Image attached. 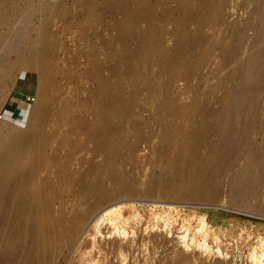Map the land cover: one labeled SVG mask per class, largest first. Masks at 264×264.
Masks as SVG:
<instances>
[{"label":"rangeland","instance_id":"374dc122","mask_svg":"<svg viewBox=\"0 0 264 264\" xmlns=\"http://www.w3.org/2000/svg\"><path fill=\"white\" fill-rule=\"evenodd\" d=\"M145 1L152 8L154 16L150 23L146 20L148 9ZM179 1L17 0L13 7H7L4 10L9 19L0 25V71L5 70L3 73L0 72V82L3 84V95L8 96L4 106L0 107V117L10 128L15 126V129L19 131L26 129L33 102L26 104L21 97L31 95L33 101L34 95L30 92L32 81L21 74L24 70L14 72L9 70L16 63L18 52L27 48L38 52L42 47L38 39L41 34H45L46 37L48 49L45 67H48L47 79L50 83L52 82L49 91L52 102L46 111H43V130L54 136L55 144H52L48 150L49 163L42 175L47 173L48 181L56 189L47 190V200L53 203L55 210H59L62 205L65 208L61 207L65 214L68 211L66 209L70 212L71 206L78 204L81 208L74 206V209L79 208L81 213H87L85 205H87L88 197L77 200V197L74 198L75 196L71 194L74 185L61 184L56 178V173L66 164L67 156H70L68 159H71L70 167L73 172L85 170L89 164L97 166V183L109 194L107 199L98 203L99 209L111 205H126L121 210V218H117L118 216L115 218V225L117 227L119 225L128 237L113 235V227L107 223L99 230L101 236L96 235L97 244L94 248L93 245L91 246L94 232L88 230L78 245H75L73 250H68V253H71L67 261L65 260L68 254L66 249L61 250V254H65L64 257H59L62 260L64 258L63 264H253L250 260L251 253L255 251L259 255L264 251V227L255 220L256 217H264V167L258 170L260 180L255 186V192L246 198L244 205L237 203V198L230 187L232 176L242 171L246 155H250L256 149L259 157L264 161V87L258 95L259 109L253 119V127L244 147V156L216 178L215 198L202 201L191 197L194 191L192 186L183 183V179L176 178L177 149L169 147L162 125L156 120L159 97L151 95L143 88L154 87L155 92L159 93V88L168 82L166 74H160L159 66L153 62L161 59L168 64L173 61L181 29L176 22L180 9L185 5L184 2ZM108 2L110 7L112 4L115 5V7L112 5L111 11L106 9L109 6L106 4ZM222 2L226 5L222 4L224 8L220 11H222L221 14H228L223 16L224 20L226 17L228 20L222 24L223 26H218L217 30L203 27L205 36L217 35L218 33L214 31H220L219 34H221L225 31L224 27L227 29L230 23L242 25L254 7L252 0H222ZM188 5L195 7L196 0H188ZM88 6L92 7V10ZM127 8L126 16L124 12ZM203 14L202 11L201 15ZM131 23H134L135 31L131 29L121 34L120 31ZM149 25L157 31L162 49L160 55L154 54L152 41L146 44L141 41V36L145 34ZM196 27V24L190 22L186 26L191 31H194ZM246 36L247 40L242 46L238 61L240 65L248 62L254 37L253 31H247ZM9 48L13 49L9 50ZM145 48H149L151 53L147 57V59L151 57L149 61L136 55ZM216 50L219 51L215 49L207 57L204 67L200 70L196 69L197 74L192 80L177 79L171 83L170 87L180 92L178 94H181L182 100L188 99V96L192 97V93L186 91V87H198L201 91L200 98L205 97L211 109L218 110L223 92L232 88V84L226 81V76L232 67L219 69L220 53ZM196 53L186 54L182 60L178 61L180 73L187 71L185 63L192 67L191 62L194 59L192 61L191 59ZM92 66L99 68L97 74L90 75ZM32 73L39 78L38 74ZM4 74L6 75L3 76ZM101 82L105 87L110 88L113 95L122 96L123 100L130 99L134 95L136 103L134 119L141 122L131 133L124 127L121 130L122 136H126L123 139H126L123 145H120L122 146L120 150L117 147L119 154L117 153L118 155L113 158L115 160L114 175L120 177L121 182H115L107 175L103 165L105 159L102 155L91 156L88 151L92 146L91 143L87 144L89 147L87 151H79L72 155L67 154V148L61 149L57 146L63 137L74 138V122H77L79 116L84 119L86 128L102 125L98 119L100 108L96 102H93V105L88 102L92 95L97 94L96 87ZM15 102L23 106L22 110L13 116L6 117L2 113L3 109ZM127 119L113 116L110 119V126L111 128L121 127L123 121L126 126L130 125ZM199 119L200 117L196 121L199 122L198 125L202 122ZM208 120L207 123L213 121ZM181 124L184 127L180 130L178 139L189 148L191 130L184 121ZM239 127V124L235 125V135ZM84 134L82 131L75 135L77 141H82ZM214 140L215 137L208 134L198 149L199 157L206 156L210 152V145ZM165 148H168L166 153L163 152ZM54 155H57V158ZM79 159L83 161L80 167L77 165ZM185 173L190 172L186 170ZM184 180L188 181L187 175ZM82 203L85 205L82 206ZM235 211L255 217L234 220L228 213ZM202 221L208 224L205 231L208 232L209 237L207 241L209 252L201 251L196 248L195 243L190 244L189 241L187 248L182 247L179 237L183 235L184 230L187 231L189 238L194 239V242L201 243L204 234L200 231ZM90 234L91 237L86 236ZM217 249L220 251L219 254L216 253ZM61 259L59 262L62 261Z\"/></svg>","mask_w":264,"mask_h":264},{"label":"bare ground","instance_id":"6f19581e","mask_svg":"<svg viewBox=\"0 0 264 264\" xmlns=\"http://www.w3.org/2000/svg\"><path fill=\"white\" fill-rule=\"evenodd\" d=\"M16 1L4 0V2H0V25L9 19L4 10L7 7H13ZM180 1L184 2L185 5L180 9L179 18L176 22L181 29L179 30L180 38L175 46L173 61L168 64L161 59L153 62L159 66L160 74H166L168 82L159 88V93L155 92L154 87L143 88L151 95L159 97L158 106H156V120L157 123L162 125L164 136L169 141V147L177 149L176 178L183 179V183L192 186L194 191L191 197L202 201L207 198H215L217 192L214 186L216 178L231 168L236 160L244 156V147L253 127V119L259 109L258 95L264 87V0H252L254 7L247 19L242 22V25L229 22L230 25L227 29L224 27V32L222 31L219 34V30V32L214 31L219 35L214 34L215 36L210 37L205 36L203 27L217 30L218 26L228 20L227 17L225 20L223 19V16L228 14L224 15L222 13V15V11H220L224 8H222V4L225 6L226 3H221L222 0H196L197 5L190 7L188 0ZM106 4L109 5V2ZM112 5L106 8L107 11L112 10ZM145 5L148 9L146 20L150 23L154 17L152 8L149 7L150 5L146 1ZM113 6L115 7V5ZM91 8L90 10H92ZM202 11L204 12L203 15H201ZM124 14L128 15V8ZM189 22L196 24L197 27L194 31L186 28ZM134 27V23H131L124 30L121 28L120 33L129 32ZM249 30L254 33L250 56L248 62L246 61L244 65H240L238 61L242 53L241 49L247 40L246 33ZM156 32L149 25L145 34L141 36V41L145 44L152 41L154 54L160 55L162 49ZM188 38L191 40H187ZM38 41L41 43V49L37 52L36 49V51H31L27 48L18 52L16 63L9 70V72L11 70L14 72L23 69L24 72L21 74L32 81L30 92L33 93L34 100L32 101L33 106L31 105L32 110L26 123V129L19 131L15 129V126L10 128L0 118V264H63L64 258L63 260L59 258L65 256V254H61L62 249H66L67 253L68 250H73L88 230L94 232V236L92 235L94 240L91 246L93 245L92 247L95 248L97 244L95 242L96 235L101 236L99 230L107 223L113 227V235L118 234L122 238L128 237L127 233L119 228V225L118 227L115 225V218L117 216V218H121V210L126 205H111L102 209L97 207L100 201L109 197V194L103 191L97 183L96 165L89 164L85 170L73 172L70 167L72 165L71 159H68L70 156H67L66 164L61 166V169L56 173V178L61 184H73L75 186H73L74 189L72 188L73 191L71 192L75 196L74 198L77 197V200H81L88 197L87 205H85L86 202H84L85 204L82 203V206H87V208L84 207V209H87L86 214L79 211V208H81V206H78L79 204L77 205L79 210L74 209L75 205H72L73 210L70 207V212H68L69 209H66L68 211L65 214L66 212L63 210L65 208L62 205L59 207L60 209L58 208L59 210H55L53 203L47 200V190H56L55 186L48 181L47 173L42 175L49 163L48 150L52 144H55L54 136L45 133L43 130V111H46L52 102L49 95L52 82L50 83L47 79L48 67H45L48 49L45 34H41ZM12 49L9 48V50ZM215 49H218L219 51L216 50V52L220 53L218 58L220 61L219 69L232 67L230 73L226 76V81L232 84V88L223 92L219 100L218 110H212L209 101L205 97L200 98L201 91L198 87H186V91L191 92L192 97L188 96V99H184V97V100L180 98L179 91L172 90V87H170L171 83L177 79L192 80L197 74L196 69L200 70L204 67L207 57ZM143 52L145 53L143 54ZM192 52H197L191 59V61L194 59L191 62L192 67L184 61L187 71L180 73L178 71V61ZM150 54L149 48H145L144 51L140 50L138 54L136 53L137 56H142L145 59ZM150 58L147 60L149 61ZM98 71L97 66H92L90 75L97 74ZM0 72L3 73L5 70L2 69ZM32 72L38 74L39 78L35 77ZM96 89H98L97 94L92 95L88 102L92 105L93 102H96L100 108L98 119L102 125L90 129L86 128L84 119L79 116L77 122H74V138L63 137L57 146L61 149L67 148V154L72 155L79 151H87V148H89L87 144L91 143L92 146L88 150L91 156L102 155L105 159L103 165L107 175L113 181L121 182V178L114 175L115 160L113 158L119 154L118 150L122 147L120 145H123L126 139H123L126 136H122V128L128 129L127 131L131 133L141 123L134 119L136 108L134 95L130 99L123 100L122 96L113 95L110 88L105 87L102 82L98 84ZM2 92L3 84L0 82V107L4 106L8 96L3 95ZM30 96L27 95V97ZM113 116L122 117L123 120L128 118L130 125L126 126L123 121L121 127L111 128L110 119ZM199 117V121L202 120L200 125L197 124L199 122H196ZM208 119L213 120H210L212 123H207ZM182 121L191 130L189 134L191 145L189 148L178 139L179 132L184 127L181 124ZM237 124L240 127L235 135L234 127ZM82 131L85 133L84 139L77 141L75 135ZM208 134H212L215 140L210 145V152L206 156L199 157L198 149ZM167 151L168 148L163 149L164 153ZM258 153L255 149L250 155H246L242 171L231 178L230 187L237 198V203L239 202L238 204L244 205L246 198L255 192V186L260 180L258 170L264 167V161L261 160ZM64 155H66L65 152ZM54 156L57 158V155ZM82 163L81 159L77 161L79 167ZM186 170H189L190 173L186 174ZM185 175H187L188 181L184 180ZM228 215L234 220L254 219L255 217L236 211L228 213ZM256 218L255 220L264 227V217ZM207 225L206 222H201L200 231L204 233L201 243L194 242V239L189 238L187 231L184 230L183 235L178 236L181 244H183L182 247L187 248L189 241L190 244L195 243L196 248L201 251L209 252L210 249L207 245L209 237L208 232L205 231ZM86 236L91 237V234ZM69 253L65 256V260ZM216 253L219 254L220 251L217 249ZM59 259L62 261L59 262ZM250 260L253 264H264V251L259 255L253 251Z\"/></svg>","mask_w":264,"mask_h":264},{"label":"crops","instance_id":"0c3cea01","mask_svg":"<svg viewBox=\"0 0 264 264\" xmlns=\"http://www.w3.org/2000/svg\"><path fill=\"white\" fill-rule=\"evenodd\" d=\"M15 100H17L16 98H14ZM22 105L20 104H17L16 102L13 103L12 105H9V106H6L2 113L6 116V117H9V116H13L14 114L20 112L22 110Z\"/></svg>","mask_w":264,"mask_h":264},{"label":"built area","instance_id":"2783aa9c","mask_svg":"<svg viewBox=\"0 0 264 264\" xmlns=\"http://www.w3.org/2000/svg\"><path fill=\"white\" fill-rule=\"evenodd\" d=\"M21 99H23L22 101L26 104H31L32 103V99L30 97H25L22 96ZM1 118V117H0Z\"/></svg>","mask_w":264,"mask_h":264}]
</instances>
